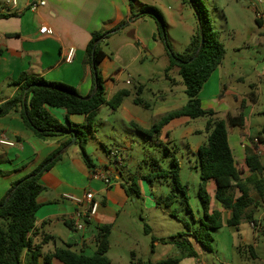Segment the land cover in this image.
<instances>
[{
    "label": "crops",
    "instance_id": "obj_1",
    "mask_svg": "<svg viewBox=\"0 0 264 264\" xmlns=\"http://www.w3.org/2000/svg\"><path fill=\"white\" fill-rule=\"evenodd\" d=\"M46 1L47 6L38 12L30 11L26 0H18L16 7L8 9H4L5 3H0V104L10 99L17 92L19 86L14 85L13 82L23 72L43 77L49 82H61L73 86L83 97L93 93L94 76L90 65L86 62V50L94 32H111L126 23L124 29L111 36H119L120 42L117 43L115 50L109 54L103 48L106 57L99 64V69L104 79L105 90H110L115 86L123 69L132 67L144 58L153 57V52L161 43L154 39L158 33L156 20L151 16H144L140 19L134 18L129 0ZM137 1L141 5H148L151 2L154 4L152 0ZM44 26L52 30L51 35L40 34V29ZM122 33H125L124 36ZM70 50L74 51L71 57L69 56ZM116 66L120 69H118L117 78L114 80L108 77V73ZM222 67L221 63L215 72ZM129 79L132 84V77ZM221 85L224 88L222 82ZM202 93L203 91L200 93L202 108L214 110L219 118V114L225 112L226 117L224 119L228 115H234L244 99L241 97L239 102L238 96L229 91L218 93L222 94V98L217 94L203 98ZM228 97L234 98L236 101L234 105L227 101ZM46 110L59 122L67 125L66 110L51 106H46ZM83 119L87 121V117L82 114L69 116V120L74 126H83L78 123ZM246 124L247 109L244 127ZM0 131L4 132L7 138L15 143L13 147L0 145V158H4L1 161L2 171L5 172L2 173L3 176L0 175V201L7 194L12 183L29 175L41 166L67 141L68 135H70L66 132L63 136L50 137L41 141L26 128L17 113L0 119ZM245 137L239 133L232 136L229 131V144L237 169L242 168L243 170V172L239 170L243 180L251 177L246 164V154L247 150H252L248 145L249 143L245 141ZM79 149L80 147L75 142L70 143L63 157L45 171L39 179L45 190L37 199L40 208L37 211L35 226L30 236L33 245H41L43 255L53 254L57 246L66 244L71 245L72 250L78 253L91 255L87 251H92V248L96 250V235L100 227L111 225V237L112 231L121 216H123L121 224L132 221L133 213L124 209V204L128 199L125 185L140 197L148 198L151 204L162 207V205H157V201L153 199L148 189L147 193L145 192L144 184L148 182L145 177L140 181L139 186L135 179L128 180L124 170L115 166V169L104 171L113 176L109 186H106L102 180L94 178L93 170L98 169V167L89 168L83 161ZM252 152L255 153V151ZM6 159L7 162H4ZM136 185L140 190L139 194L135 191ZM251 187L252 185L249 186V195L254 200L252 205L257 208L254 209L253 206L248 209V212L253 215L252 223L247 221L250 230L243 228L241 224L238 227H232L237 230L239 240L231 235V240L229 241L226 237L227 241H225L221 233L218 235L219 244L214 239L215 248L211 247L208 251L193 237L187 235L186 237L198 253V257L181 256L179 252L178 257L167 258H180L179 264H210L206 260L209 256L214 257L219 264H252L254 262L264 264V248L261 247L260 243V235L264 234V212L259 214V220L255 218L259 208L257 198L253 195ZM216 190L215 180H208L207 191L211 199L210 210L221 212L223 222V227L216 233L214 232V238L221 230L230 227L227 223L232 217V211L225 209L216 199ZM87 192H92L94 200L99 204L97 213L84 222L83 230L70 229L74 234L62 233L60 225L67 226V223H71L70 219L82 209L81 206L64 199L63 196L69 194L84 198ZM234 194L235 199L241 196L238 189L235 190ZM162 211L164 213V210ZM188 213H192V211H188ZM202 219L203 216L197 220L194 219V226L185 222L187 232L182 234L188 233L187 225L193 230L198 228ZM67 227L69 228V226ZM123 229L124 233H129L125 226ZM155 238L154 251L151 252V258L148 260L157 263L167 259L165 256L170 247H175V245L172 240L166 241L158 237ZM44 240L46 243H43ZM50 243H53L52 249H49L48 252L44 251ZM25 256L26 251L23 254V260H25ZM132 257L135 260L140 259L135 252H132ZM212 263L216 264L215 262ZM40 264H44L43 259H40ZM52 264L65 263L53 257Z\"/></svg>",
    "mask_w": 264,
    "mask_h": 264
},
{
    "label": "rangeland",
    "instance_id": "obj_2",
    "mask_svg": "<svg viewBox=\"0 0 264 264\" xmlns=\"http://www.w3.org/2000/svg\"><path fill=\"white\" fill-rule=\"evenodd\" d=\"M6 1L0 0V3ZM152 1L154 4L151 2L148 5L156 7L166 21L167 41L172 51L184 55L198 28L194 8L183 0ZM202 2L208 10L217 39L225 48L223 67L214 72L204 84L202 97L211 94L220 95L218 93L223 91L222 82L225 87L223 93L232 92L238 96L239 102L241 97L247 100L246 126L244 128L229 126V131L232 136L237 133L246 136L245 141L249 143L250 149L264 160V144L257 139L258 133L264 126V3L258 0H202ZM124 34L122 33V36ZM119 42L117 35L109 37L102 46L111 54ZM169 61L164 44L159 43L158 48L153 52V57L144 58L132 67L123 69L115 86L110 90L106 89L107 101H110L119 90L125 89L131 92L117 110H113L105 103L91 125H87L84 119L78 122L86 126L83 128L88 134L86 151L95 167L102 171L115 169V162L109 152L122 151L124 159L123 167L120 168L124 170L128 180L135 179L139 185L143 177L154 173L152 183L144 184L145 192L147 193L148 189L155 201L162 196L176 195V202L170 207H164L165 205L157 207L151 204L148 198L140 197L130 191L126 185L124 186L128 197L124 209L132 212L133 217L132 221L121 224L123 218L121 216L112 231L109 240L111 248L107 253L112 264H131L132 252L137 253V257L145 261L150 259L154 236L171 241V237H178L187 232L185 222L194 226V219L203 216V207L198 195L201 179L197 152L200 146L207 143L206 125L209 118L175 119L164 127L159 138L147 137L132 125L135 123L148 129L168 113L186 105L188 97L178 69L174 68L169 73L166 72ZM118 69H120L118 66L112 68L108 77L116 80ZM129 77L133 79L132 84L126 83ZM139 87H142L140 91ZM252 93L256 96V102H252ZM135 98H140L143 103H136ZM227 101L233 105L236 102L233 97H228ZM219 115L221 119L226 117L225 112ZM3 159L0 158L1 176L5 173L2 171ZM173 159H177L180 164L179 181L185 187H177L171 177H156L158 172L171 169ZM4 162H7V159ZM239 170L243 172L242 168ZM180 189L186 192L192 213H188L184 194ZM251 190L258 201L259 210L255 218L259 220V214L264 212V199L259 197L253 186ZM255 208L257 207L254 206ZM123 226L128 229V234L124 233ZM146 226L153 229L151 233L146 232ZM241 226L250 230L247 221H243ZM60 229L62 233L74 234L63 224L60 225ZM221 233L225 241L227 238L230 241L231 235L239 240L237 230L226 227L215 236L217 244H219L218 235ZM184 238L188 240V237ZM216 243L213 241L211 247L215 248ZM260 243L264 248V234L260 235ZM52 247L53 243H50L44 251L48 252ZM92 249L87 253L93 255L96 250ZM178 256L179 251L171 246L165 257ZM206 260L210 264H213L212 262L219 264L212 256Z\"/></svg>",
    "mask_w": 264,
    "mask_h": 264
},
{
    "label": "trees",
    "instance_id": "obj_3",
    "mask_svg": "<svg viewBox=\"0 0 264 264\" xmlns=\"http://www.w3.org/2000/svg\"><path fill=\"white\" fill-rule=\"evenodd\" d=\"M183 1L189 2L194 8L198 19V28L187 53L179 55L172 51L167 41V24L162 13L156 7L141 5L137 0H129L134 18L140 19L144 16H151L156 20L158 33L154 36V39L164 44L170 60L166 72L169 73L174 68L178 69L188 97L184 107L168 113L152 127L146 129L135 123H132V125L147 137L159 138L164 127L174 119L182 117L190 119L209 118L206 125L207 143L200 146L197 152L201 179L198 195L203 207V219L198 228L193 230L187 225V234H180L178 237L172 238L173 244L181 256L197 258L198 253L191 242L184 237L191 236L204 248L210 249L214 241L213 233L223 227L221 212L210 210L211 199L207 191L208 180H215L217 185L216 199L225 209L232 211V217L227 223L230 227H238L243 220L252 223L253 215L248 212V209L254 204V200L249 195V186L252 185L259 197L264 199V160L259 154L247 150L246 164L251 177L245 180L240 177L229 144V126L244 127L248 106L246 99L242 100L235 114L228 115L226 119L218 118L217 113L212 109L205 110L202 108L200 93L204 84L221 65L225 56V48L217 39L212 20L202 0ZM137 8L138 11L136 12ZM257 22L258 24L261 23L258 19ZM125 26L126 23L111 32L99 31L92 34V39L86 50V62L90 65L94 76V90L89 96H81L76 88L68 84L49 82L43 77L23 72L13 82L14 85L19 86L17 92L10 99L0 104V119L13 113L19 114L26 128L31 131L35 138L41 141H45L50 137L63 136L66 132L70 133L67 141L41 166L29 175L12 183L7 194L0 201V264H40V259H43L44 264H52L53 257L65 264H111L110 259L107 257L110 249L111 225H105L98 229L96 235L97 248L93 255L78 253L72 250V246L68 244L57 246L53 254L43 255L41 245H33L30 233L35 226L36 214L40 208L37 199L45 190L39 179L45 171L63 157L68 145L74 139V133H76L75 144L80 147L83 161L89 168H95L92 158L86 151L88 134L83 129L86 126H74L70 122L69 116L85 115L87 125H91L97 112L105 103L109 104L113 110H117L124 98L131 94L130 91L122 89L107 102L104 79L99 69V64L106 57L102 46L104 41L124 29ZM141 89L142 87H139V91ZM220 97L222 98V94ZM251 97L252 102H256L254 93ZM135 102L143 103L140 98H135ZM46 106L66 110L67 125L62 124L51 115L46 110ZM257 139L264 144V126L258 133ZM180 171L179 162L177 159H173L171 169L158 172L156 177H171L177 187L181 186L182 188L185 186H182L179 181ZM154 175L152 173L145 179L151 184ZM236 189L241 192L238 199H235ZM135 191L138 194L140 192L137 185ZM180 191L184 194L188 211H191L186 192L181 189ZM175 202L176 195L169 194L162 196L156 203L157 205L170 207ZM67 226L72 230L74 229L71 223H67ZM146 232L151 233L148 226H146ZM155 241L156 238L153 237L152 253ZM43 243H46V240ZM25 251L26 256L23 260ZM179 263L180 258H167L157 263L151 260L143 261L133 258L131 262V264Z\"/></svg>",
    "mask_w": 264,
    "mask_h": 264
},
{
    "label": "built area",
    "instance_id": "obj_4",
    "mask_svg": "<svg viewBox=\"0 0 264 264\" xmlns=\"http://www.w3.org/2000/svg\"><path fill=\"white\" fill-rule=\"evenodd\" d=\"M28 9L32 12H38L40 9L47 6L46 0H26ZM259 2H263V0H258ZM18 5V0H7L4 9L14 8ZM40 34L42 35H51L52 30L47 26H44L40 29ZM73 50H70L69 56L73 55ZM127 84H131V80L127 81ZM0 145L13 147L15 143L9 140L4 132L0 131ZM109 155L115 162L116 167H121L123 165V152L119 150H113L109 152ZM93 177L96 179H100L106 186H109L112 183L113 176L111 174L105 173L100 169L93 170ZM64 199L70 200L77 205L81 206V211L77 212L71 219V224L74 229L80 231L84 229V222L88 220V218L95 216L98 211L99 204L94 200V195L92 192H87L84 195V198H79L73 195L65 194Z\"/></svg>",
    "mask_w": 264,
    "mask_h": 264
},
{
    "label": "water",
    "instance_id": "obj_5",
    "mask_svg": "<svg viewBox=\"0 0 264 264\" xmlns=\"http://www.w3.org/2000/svg\"><path fill=\"white\" fill-rule=\"evenodd\" d=\"M202 43H203V41H202ZM68 133V132H67ZM74 142H76V133H74V139H73V141L71 142V144H73Z\"/></svg>",
    "mask_w": 264,
    "mask_h": 264
}]
</instances>
